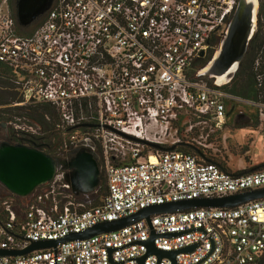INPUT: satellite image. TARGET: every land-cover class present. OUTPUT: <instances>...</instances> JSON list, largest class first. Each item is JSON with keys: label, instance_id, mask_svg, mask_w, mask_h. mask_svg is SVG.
Masks as SVG:
<instances>
[{"label": "built area", "instance_id": "built-area-1", "mask_svg": "<svg viewBox=\"0 0 264 264\" xmlns=\"http://www.w3.org/2000/svg\"><path fill=\"white\" fill-rule=\"evenodd\" d=\"M253 1L250 39L260 20L264 32V0ZM238 2L51 0L24 26L13 0H0V66L21 104L54 107L70 143L64 153L90 146L104 159L107 180L106 195L91 207L71 199L65 172L26 196L11 193L0 200V248L60 240L154 204L264 188V168L231 173L199 152L144 142L162 144L157 135L176 123L223 130L235 97L224 85L233 75L219 83L199 64L221 47ZM260 109L264 118L263 102ZM153 232L157 248L179 251L174 258L153 253L142 262ZM0 264H264V197L152 214L114 231L0 256Z\"/></svg>", "mask_w": 264, "mask_h": 264}, {"label": "water", "instance_id": "water-1", "mask_svg": "<svg viewBox=\"0 0 264 264\" xmlns=\"http://www.w3.org/2000/svg\"><path fill=\"white\" fill-rule=\"evenodd\" d=\"M51 0H18L16 5V15L21 25L31 24L39 15H41L49 6ZM256 4L253 0H239L237 8L229 24L227 33L222 40L220 47V56L216 62L218 74H222L236 64H240L243 59L250 37L254 28V16ZM204 75H210L204 73ZM233 75V74H232ZM230 75V77L232 76ZM211 76V75H210ZM152 148L159 150H174L176 144L166 147L160 143L144 141ZM93 160V175L86 174V181L76 182V177L83 174L82 160L85 158ZM59 163L50 154L35 147L25 144H10L3 142L0 144V182L16 195L26 196L30 194L38 185L51 181L57 173ZM61 168L71 170L66 173V180L71 184L74 194L81 192H92L100 184V167L95 156L87 148H82L68 161H61ZM264 197V188L245 193L234 194L216 198H198L169 202L165 204L150 205L139 212L127 217L102 222L92 228L80 233H70L60 240H39L32 241L27 247L21 249H2L0 256H20L33 250L55 247L58 243L91 237L95 234L117 230L123 226L133 224L143 218L150 221L152 214L176 212L196 207H234L245 201ZM172 236L173 234H166ZM156 237L153 232L148 241V251L142 258V262L149 254H157L160 258L168 256L174 258L179 251H167L159 249L154 244ZM194 247L182 249L192 250Z\"/></svg>", "mask_w": 264, "mask_h": 264}, {"label": "rangeland", "instance_id": "rangeland-1", "mask_svg": "<svg viewBox=\"0 0 264 264\" xmlns=\"http://www.w3.org/2000/svg\"><path fill=\"white\" fill-rule=\"evenodd\" d=\"M219 49L220 47L218 49L215 47L213 50L209 51L208 57L199 64V71L203 69L201 68V65H203L202 63H205L204 65L206 67ZM258 58L264 60V52H260ZM238 68L239 65L234 71L230 82L224 85L226 89L232 86ZM2 71L3 70L0 69V73L4 75L3 77L8 78L6 73ZM5 89L8 88H2L0 85V91H8ZM13 90L18 93L16 88ZM233 95L235 97L228 99L229 114L227 117V124L224 126L223 130L212 132L208 125L202 124L198 125V127L194 128L192 131H189V123H176L173 124L166 133H159L157 135V141H160L166 147L176 144V147L187 152L196 153L199 150L201 152H206L207 155L215 160H220L225 164L230 163L232 168H262V165H264V120L261 119L260 103L263 102V99L254 100L240 97L235 94ZM17 96V102L11 104V106L19 105L20 107L26 105L21 104L23 98L19 93ZM7 107H9V105H0V144L5 141H10L11 139L16 140L19 136L21 138L23 133H47L43 131L41 125L33 119L17 114L22 111H12ZM50 120L52 122L51 128L57 131L59 137H52V140L57 141L60 139L61 144H59L56 150H53L52 155L50 153L48 154L53 156L59 163L56 174L65 172L66 176V173H70L71 170L62 169V164L60 163L63 159H68V157L62 155L60 151L66 147L65 141L68 140V138L57 128L58 118L54 119L51 117ZM176 129H178V131H176ZM88 148H90V146L87 147V149ZM95 158L98 161L101 171L99 186L92 192H81L79 194H74V198H71L76 202L82 203L85 207H91L101 203L103 197L107 193L104 159L96 155ZM129 160L128 158L115 159L116 162H128ZM10 193L11 192L0 182V199H2V197H7Z\"/></svg>", "mask_w": 264, "mask_h": 264}, {"label": "trees", "instance_id": "trees-1", "mask_svg": "<svg viewBox=\"0 0 264 264\" xmlns=\"http://www.w3.org/2000/svg\"><path fill=\"white\" fill-rule=\"evenodd\" d=\"M262 26L263 23L260 20L259 29L250 39L246 53L243 59L241 60L239 64V68L236 72V76L233 79L232 86L227 88V90L237 96L244 98H251L254 100H259L260 98H262L264 102V60L263 59L261 60L258 69L256 70V60L258 59V54L260 52L262 53L264 52V32ZM0 69H2L3 70L2 72L6 73V75L8 76V78H5L3 77L4 75L0 73L1 87L8 88L5 89L8 91H0V105H9V107L7 108H10V110L12 111L13 110L22 111V112H18L17 114L33 119L34 121H36L38 124L41 125L43 131L47 132L43 134L23 133V135L25 136L22 135L21 137L22 142H25L27 145L31 147L39 148L44 152L50 153L52 155L53 150L54 149L56 150L59 144H61L60 139H58L57 141L52 140V137L59 138L57 131L51 128L52 122L50 120L51 117H53L54 119L58 118L56 109L46 103L26 104L20 107L19 105L11 106V104L17 102L18 99L17 98L18 93L13 90L15 89L16 84L12 80L10 73L6 68L0 66ZM258 74H262L261 81H258ZM47 117L49 120L47 119ZM65 143H66V147L70 146L68 140H66ZM66 147H64L62 151H60L61 154L64 153V149ZM70 148L73 150L72 147ZM7 197H2V199Z\"/></svg>", "mask_w": 264, "mask_h": 264}, {"label": "bare ground", "instance_id": "bare-ground-1", "mask_svg": "<svg viewBox=\"0 0 264 264\" xmlns=\"http://www.w3.org/2000/svg\"><path fill=\"white\" fill-rule=\"evenodd\" d=\"M216 53L217 54L215 55V57L209 63V66L207 65L208 68L206 66V67H204L202 69V71L204 73H209L212 77H216V79H217V81L219 83H223V82H225L230 77V75H232L234 73V71L237 68V65L236 64H233V66L231 68H229L228 71H226V72H224L222 74H218V66L216 65V62H217V60H218V58L220 56V50H218ZM93 160L91 158L85 157L81 161L84 170H83V174L82 175H79L78 177H76V181L77 182H80L81 180L86 181V174L93 175V170H94V168H93L94 167Z\"/></svg>", "mask_w": 264, "mask_h": 264}, {"label": "crops", "instance_id": "crops-1", "mask_svg": "<svg viewBox=\"0 0 264 264\" xmlns=\"http://www.w3.org/2000/svg\"><path fill=\"white\" fill-rule=\"evenodd\" d=\"M262 120H264V118L261 117ZM201 155V157L204 159V160H208V161H213V162H216L218 163L221 167H223L224 169H226L227 171L231 172V173H240V172H244V171H255V170H259V169H262L264 168V165H262V168H250V169H244L243 167L241 168H232V166L230 165V163H223L222 161L220 160H215L214 158L210 157L209 155H207V153H202L200 150L198 151Z\"/></svg>", "mask_w": 264, "mask_h": 264}, {"label": "flooded vegetation", "instance_id": "flooded-vegetation-1", "mask_svg": "<svg viewBox=\"0 0 264 264\" xmlns=\"http://www.w3.org/2000/svg\"><path fill=\"white\" fill-rule=\"evenodd\" d=\"M17 1L18 0H13V3H14V5H15V7H16V5H17ZM208 57V56H207ZM215 57V55L213 56V58ZM212 58V59H213ZM203 65H201L202 67L201 68H204L205 67V63H202ZM208 66H209V64H208ZM208 66H207V68H208ZM208 70V69H207ZM206 70V71H207ZM11 139V138H10ZM5 142H8V143H10V144H25V145H27L25 142H22V139L19 137V138H17L16 140L15 139H11L10 141H5ZM78 153V151H77V149L75 148H73V150L71 149V151H69L68 153H62V155H64V156H66V157H68V159H63L62 161H68V160H70L72 157H74L76 154Z\"/></svg>", "mask_w": 264, "mask_h": 264}]
</instances>
